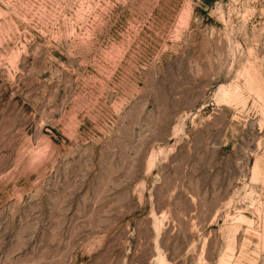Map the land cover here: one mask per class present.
Here are the masks:
<instances>
[{"label":"rangeland","instance_id":"1","mask_svg":"<svg viewBox=\"0 0 264 264\" xmlns=\"http://www.w3.org/2000/svg\"><path fill=\"white\" fill-rule=\"evenodd\" d=\"M0 264H264V0H0Z\"/></svg>","mask_w":264,"mask_h":264}]
</instances>
